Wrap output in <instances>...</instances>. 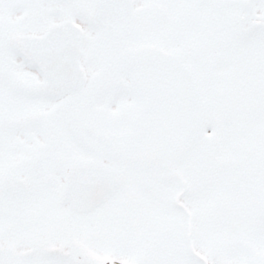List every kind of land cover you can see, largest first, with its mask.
Returning a JSON list of instances; mask_svg holds the SVG:
<instances>
[{
    "label": "snow or ice",
    "instance_id": "6c2138e0",
    "mask_svg": "<svg viewBox=\"0 0 264 264\" xmlns=\"http://www.w3.org/2000/svg\"><path fill=\"white\" fill-rule=\"evenodd\" d=\"M0 264H264V0H0Z\"/></svg>",
    "mask_w": 264,
    "mask_h": 264
}]
</instances>
